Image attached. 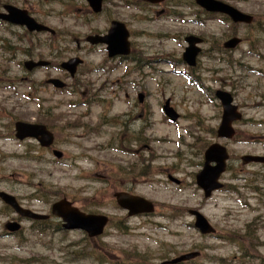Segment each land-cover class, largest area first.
<instances>
[{"label":"rangeland","instance_id":"rangeland-1","mask_svg":"<svg viewBox=\"0 0 264 264\" xmlns=\"http://www.w3.org/2000/svg\"><path fill=\"white\" fill-rule=\"evenodd\" d=\"M31 1L33 11L44 16L48 25L70 31L72 37L90 33L80 21L88 22L92 30H103L113 14L132 32L130 40L137 56L108 61L102 49L87 50L78 54L83 65L74 81L56 71L28 74L17 64L27 59L21 38L29 37L14 27L4 30L0 25V137L12 133L16 120L42 122L51 128L56 149L63 153V164H57L50 152L37 149L33 143L0 138V191L39 213L48 212L47 202L64 196L77 207L111 217L112 225L99 241L105 245L106 260L115 258L116 250L120 255L136 253L135 264H160L164 259L198 251L200 256L188 264H264V168L240 162L243 155H264V42L258 45L259 55H250L243 43L231 57L223 56L214 46L229 34L228 26L203 18L198 8L186 5L177 19L151 18V22L148 12L126 7L120 0H107L105 9L109 11L96 17L78 12L84 0ZM226 2L255 21L264 20V0ZM188 35L209 42L200 45L196 72L182 63L175 64ZM61 47L66 53H56L55 62L74 55L71 43L64 42ZM39 51L46 54L43 48ZM95 67L103 69L96 71ZM187 73L199 84L191 82ZM48 75L61 77L70 84L71 92L42 88L40 82ZM218 89L232 95L242 114L243 123L234 125L235 136L228 142L215 137L221 109L212 94ZM78 94L98 99L103 107L93 102L87 108L72 107L68 101ZM138 94L144 95L142 103L137 102ZM167 99L180 115L173 124L161 111ZM38 104L47 108L49 115L39 112ZM131 137V148L139 150L137 155H122L109 148ZM215 142L224 144L230 155L221 178L229 187L204 199L194 184V175L201 169L205 148ZM168 174L180 184L170 183ZM122 189L152 201L155 215L126 218L112 199L113 192ZM194 209L208 219L217 238L203 237L192 228L193 219L187 211ZM15 218L0 202V264H100L97 243L83 239L79 231L38 237L31 225L23 222L19 237L4 236L3 225ZM121 223L132 231L113 227ZM66 244L71 248L80 245L88 259L79 261L66 253ZM124 260L128 264L131 258Z\"/></svg>","mask_w":264,"mask_h":264},{"label":"water","instance_id":"water-1","mask_svg":"<svg viewBox=\"0 0 264 264\" xmlns=\"http://www.w3.org/2000/svg\"><path fill=\"white\" fill-rule=\"evenodd\" d=\"M90 6L94 11H99L101 0H88ZM197 4L205 8L208 11L213 12H223L228 14L234 21H244L250 22L251 17L243 15L228 7L222 3L213 1V0H195ZM9 11L8 16L0 15V18H4L11 23H16L20 25H26L29 30H45L44 27L37 25L31 19H29L24 13H17V10L11 7H7ZM126 33L123 31L122 27L116 23L112 24V28L107 36L98 37L93 39L94 43H106L108 45L107 50L109 56L112 57L116 54H127V48L125 43ZM186 41L189 43V47L186 48L183 55L184 61L189 65H194L195 56L198 53V49L194 46L197 42L194 38H187ZM239 42L238 39L233 38L228 40L225 44V48H233ZM78 64V60H70L68 63L62 65L71 74L74 73L75 67ZM42 65V63H26L25 66L27 69H31L34 66ZM56 86H61L57 81H51ZM217 97L221 102L223 108L222 120L217 130V136L222 138H231L234 134V131L231 128L232 121L239 120L240 115L236 111V107L231 104L232 98L228 93L217 92ZM141 99V98H140ZM165 114L172 120L175 121L177 115L172 108L168 107V102L165 103L164 107ZM15 136L18 139H23L25 137H35L42 146H48L51 143V135L45 130L43 126L38 125H28L22 122H16L15 125ZM59 156L58 154H56ZM227 153L224 147L218 144H212L207 148L204 153V164L202 170L196 175V184L204 191L205 197H208L212 190L217 189L220 185L217 183L219 175L223 172L225 168V161L227 159ZM243 163L249 162H264L263 157L259 156H243L241 158ZM210 163H214V166H211ZM115 199L117 204L128 210L129 215H134L138 213H148L153 210L152 204L142 198L127 195L125 193H116ZM0 198L8 205H10L14 211L21 216L40 219L44 218L43 216H38L31 213L27 210H22L18 207L14 198L5 194L0 193ZM52 214L60 217L64 222L63 225L66 229H82L91 236L99 235L102 232L106 218L99 215H85L79 213L75 208H72L68 202L64 199L58 201L52 205ZM191 215L195 217L194 227L197 228L200 233L207 234L212 233L213 230L207 223V221L196 211H189ZM6 227L10 231L17 230L16 224H8ZM196 256V253H188L181 255L178 258H175L168 264H174L181 261H186L192 259Z\"/></svg>","mask_w":264,"mask_h":264},{"label":"flooded vegetation","instance_id":"flooded-vegetation-1","mask_svg":"<svg viewBox=\"0 0 264 264\" xmlns=\"http://www.w3.org/2000/svg\"><path fill=\"white\" fill-rule=\"evenodd\" d=\"M132 1V4H139V5H145L147 6L148 8H152V9H155L157 11L154 12V14L157 16V14H167V10H171L172 8H175L177 6H180V2L178 0H163L161 4H158V5H151L149 3H143V2H140V1H136V0H131ZM8 5H12V6H15L21 10H26L30 15L33 16V13H32V10H33V4H32V1L31 0H15V4H11L9 1L5 0L1 3V6L2 7H5V6H8ZM1 7V8H2ZM82 10V9H81ZM85 10V9H84ZM3 26L5 27H10L9 25L5 24V23H2ZM16 28V27H14ZM16 30L18 32H22L21 34H25V31L21 28H16ZM51 37H49L50 39V43H51V46H53V42H54V39H56V36L55 35H49ZM79 43V42H77ZM80 44V43H79ZM79 44H77V48L80 46ZM83 45V49H90V46L86 45L84 42H82ZM52 148H50L51 150ZM110 222V221H109Z\"/></svg>","mask_w":264,"mask_h":264},{"label":"trees","instance_id":"trees-1","mask_svg":"<svg viewBox=\"0 0 264 264\" xmlns=\"http://www.w3.org/2000/svg\"><path fill=\"white\" fill-rule=\"evenodd\" d=\"M130 173H132L131 170H130ZM79 251H82V250L79 248H77V249L73 248L70 253L79 252Z\"/></svg>","mask_w":264,"mask_h":264}]
</instances>
